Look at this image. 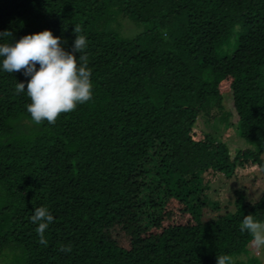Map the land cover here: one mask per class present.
Wrapping results in <instances>:
<instances>
[{"label":"trees","instance_id":"1","mask_svg":"<svg viewBox=\"0 0 264 264\" xmlns=\"http://www.w3.org/2000/svg\"><path fill=\"white\" fill-rule=\"evenodd\" d=\"M74 26L92 97L53 124L14 92L22 70L0 72V264H262L238 257L242 217L264 219V0H0V42L48 29L68 50ZM225 95L247 148L201 133V117L231 119ZM255 172L259 198L211 199L221 177Z\"/></svg>","mask_w":264,"mask_h":264},{"label":"clouds","instance_id":"2","mask_svg":"<svg viewBox=\"0 0 264 264\" xmlns=\"http://www.w3.org/2000/svg\"><path fill=\"white\" fill-rule=\"evenodd\" d=\"M72 31L75 37L68 50L61 46L60 37L48 29L25 34L14 42H0V72L12 74L22 70L27 79L16 82L14 92H23L28 98L25 110L34 124L42 121L53 124L59 114L73 110L92 97L91 71L84 54L86 38L78 27L74 26ZM10 35L7 30L0 31V39ZM28 219L35 225L38 242L45 244L44 231L53 221L48 208L32 209ZM239 230L251 237L250 245L254 249H264V219L245 215L239 222ZM215 264H232V261L227 255H216Z\"/></svg>","mask_w":264,"mask_h":264},{"label":"rangeland","instance_id":"3","mask_svg":"<svg viewBox=\"0 0 264 264\" xmlns=\"http://www.w3.org/2000/svg\"><path fill=\"white\" fill-rule=\"evenodd\" d=\"M131 30L132 33L138 32L135 25L128 20H121V31ZM223 106L225 112H229L231 119L224 123H214L213 125L208 124L202 117L200 118V130L203 135H211L215 138H221L223 142L228 144L231 148H247V145L236 137V126L237 115L233 110V102L231 96H224ZM264 158V153L262 154ZM261 174L255 172L254 174L245 176L241 175L237 179H225L221 177L215 184L211 186V199L219 200L220 207L225 208V203L230 200L232 201L233 195L237 192H243L250 200H255L259 197L261 192ZM208 213H212L207 210ZM249 252L238 258L246 259L247 257L253 256L258 258L262 264H264V249L256 250L251 245H248Z\"/></svg>","mask_w":264,"mask_h":264}]
</instances>
